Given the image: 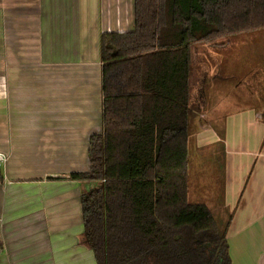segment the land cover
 I'll return each instance as SVG.
<instances>
[{
    "label": "crops",
    "instance_id": "1",
    "mask_svg": "<svg viewBox=\"0 0 264 264\" xmlns=\"http://www.w3.org/2000/svg\"><path fill=\"white\" fill-rule=\"evenodd\" d=\"M134 25L135 0H0V264H98L82 212V196L97 183L69 176L89 170V137L102 133L101 36ZM195 48L189 174L199 173L191 162L200 151L221 156L220 190L210 184L217 203L204 204L218 218L234 211L233 264H264V105L250 91V106H236L247 102L242 80L222 77L230 65L211 68L204 53L196 63ZM198 186L190 177L189 201H210Z\"/></svg>",
    "mask_w": 264,
    "mask_h": 264
},
{
    "label": "trees",
    "instance_id": "2",
    "mask_svg": "<svg viewBox=\"0 0 264 264\" xmlns=\"http://www.w3.org/2000/svg\"><path fill=\"white\" fill-rule=\"evenodd\" d=\"M263 30L264 0H135L133 30L102 34V133L69 176L97 183L82 212L98 264H233L234 214L188 198L192 47Z\"/></svg>",
    "mask_w": 264,
    "mask_h": 264
},
{
    "label": "rangeland",
    "instance_id": "3",
    "mask_svg": "<svg viewBox=\"0 0 264 264\" xmlns=\"http://www.w3.org/2000/svg\"><path fill=\"white\" fill-rule=\"evenodd\" d=\"M217 44H198L195 47V54H196V63H201L200 54H205L206 59L205 62H209L212 68L213 65L219 64L222 61L225 64H228L230 68L225 69L222 73V77L230 78L234 81H241L244 83L242 91L241 98L244 99L246 104L244 102H241L240 104H235L239 107H249L250 101L246 98L249 95V92H254L258 96V106L263 110L262 105H264V30L260 32H255L252 34H245V35H236L229 39H221L217 40ZM222 44V45H221ZM211 48V49H210ZM207 51V52H205ZM214 53H213V52ZM208 52H211L210 54H206ZM216 53V54H215ZM206 64V63H204ZM204 64L202 66H204ZM200 65V64H199ZM209 65V64H206ZM201 68L197 67L195 71L194 76V105L195 108L199 107L197 103V96H198V86L200 81L198 80L201 72ZM218 74L220 71L219 69H216ZM258 78L257 87H255L254 80ZM217 79V78H216ZM248 85L246 87V85ZM226 96V100H231L233 96L235 97V94H228L224 93ZM238 94V93H236ZM217 96V95H216ZM238 102V101H237ZM253 104V103H252ZM214 106H218L216 104H213ZM221 106H224V104H221ZM206 114V113H203ZM212 154H216L211 156ZM192 160V159H191ZM221 161V156L217 153H213L210 151H200L199 153L193 155V160L191 162V167L198 166L200 164V169L196 170L199 171L195 176L191 175L190 177L193 180V177H196L197 181H199L198 189L196 190V194L200 193V196L203 198L206 196L208 197L210 195V199L212 197L211 192V186L215 183V186L217 188H214L215 191H219L220 187L218 185V182H221L222 180V173L221 169L219 168V163ZM195 168L193 167L192 172L194 173ZM193 176V177H192ZM213 180L212 183H210L211 180ZM211 184V186H210ZM203 186H210L208 189H204ZM95 188V187H93ZM193 191V187L191 188ZM91 192V191H90ZM194 194V192H193ZM200 203L204 204V202L213 205V203H217V201H213L212 199L209 200H203L200 199ZM216 212V211H215ZM229 213L234 214V211H230L229 209L225 208V215L224 220H226L227 215Z\"/></svg>",
    "mask_w": 264,
    "mask_h": 264
},
{
    "label": "built area",
    "instance_id": "4",
    "mask_svg": "<svg viewBox=\"0 0 264 264\" xmlns=\"http://www.w3.org/2000/svg\"><path fill=\"white\" fill-rule=\"evenodd\" d=\"M5 161H6L5 155L0 153V168L4 165Z\"/></svg>",
    "mask_w": 264,
    "mask_h": 264
}]
</instances>
